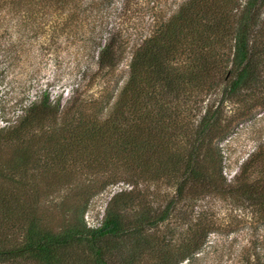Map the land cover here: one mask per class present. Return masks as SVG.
Masks as SVG:
<instances>
[{
  "label": "trees",
  "instance_id": "16d2710c",
  "mask_svg": "<svg viewBox=\"0 0 264 264\" xmlns=\"http://www.w3.org/2000/svg\"><path fill=\"white\" fill-rule=\"evenodd\" d=\"M93 2L10 1L15 12L30 15L38 13L34 12L38 9L45 10L54 18L51 27L61 29L73 23L90 25L89 16L97 18L99 14V9L94 12ZM102 23L89 31L93 39L95 30L103 33L99 31L91 58L96 71L105 75L125 58L123 52L130 42L117 40L114 32L104 34ZM129 50L127 74L116 92L108 95L105 88V96L100 93L82 104L85 111L74 124L70 123L73 117L69 123L66 119L76 106L75 99H68L62 108L41 94L24 106L13 121L0 127V148L16 143L21 148L17 164L0 166V264H112L105 250L109 238L139 234L146 224L157 225L165 218L163 210L143 221L140 217L132 226L117 212L134 201L132 193L141 184L145 151L155 155L173 149L169 154L174 153V160L158 164L162 172L177 175L175 197H182L186 185L190 186L189 199L194 202L209 194L244 193L264 214V143L247 156L230 179L222 174L217 144L230 133L233 119L264 103V90L258 94V102L249 101L258 93L257 85H264V0H185L167 18L153 21L145 36ZM161 88L170 89L175 97L173 110L166 108V120L158 117L154 104ZM219 94L220 98L210 100ZM147 96L154 102H147ZM225 100L239 105V116L227 113ZM147 105L150 109L145 112ZM57 118L63 120L62 125H54ZM146 121L153 123L154 129L148 124L150 137L144 140ZM38 138L45 139L36 152L39 159L34 162L37 166L40 158L45 161L40 176L55 178L61 172L51 168L53 164L89 148L91 156L98 154L102 162L125 166L122 180L130 188L120 189L110 197L98 226L90 227L83 221L89 198L84 194L86 190L80 193L81 201L75 204L67 224L55 230L45 223L42 192L22 182L14 185L15 168L21 169V176L31 169L30 149ZM108 144L112 149L110 158L105 157L110 152ZM147 162L153 166L146 156ZM118 179L117 173H111L101 187ZM112 206L119 209L112 211ZM213 229L212 221L197 220L196 233L186 243L175 245L179 251L173 261L163 250L161 258L151 264H179L191 259ZM244 264H264V258L254 254L244 259Z\"/></svg>",
  "mask_w": 264,
  "mask_h": 264
},
{
  "label": "rangeland",
  "instance_id": "374dc122",
  "mask_svg": "<svg viewBox=\"0 0 264 264\" xmlns=\"http://www.w3.org/2000/svg\"><path fill=\"white\" fill-rule=\"evenodd\" d=\"M10 1L0 0V127L13 121L24 106L37 100L41 94L48 95L50 101H57L62 108L68 99H75L76 106L66 119L69 123V118L73 117L70 123L74 124L78 120L76 118L85 111L82 104L96 98L100 93L105 96L107 91L108 95L111 91L116 92V86L120 85L127 74L129 48L139 43L153 21L167 18L185 0H94V12L99 9V14L97 18L89 16L90 25L73 23L71 26H63V29L60 26L51 27L54 18L45 10L38 9L34 11L38 13L30 15L15 12L11 9ZM100 22H103L104 34L114 32L117 40L130 42L129 48L123 52L125 58L112 73L105 75L96 71V65L91 58L96 39L100 38V30H95L94 39L91 38L89 30H92L93 25L98 28ZM263 87L262 84L257 85L258 93L249 97L250 102H258V94L261 95ZM179 90L184 92L182 87ZM147 97V102H154ZM156 98L158 101L154 104L158 117L166 120L168 112L173 110L174 92L161 88ZM218 98L220 94L212 95L210 100ZM224 105L227 113L239 116L241 109L237 103L225 100ZM149 109L147 105L145 112ZM184 109L183 116L186 120V104ZM62 124L63 120L57 118L54 125ZM145 124L146 127L142 130L144 140L150 137L151 129H154L153 123L146 121ZM44 140L38 138L32 143L29 165L31 169L24 176H21V169L15 168L12 175L17 182L14 185L22 182L42 192L40 201L45 223L55 230L67 224L75 204L81 201L80 193L86 190L84 194L89 198L83 221L87 226H98L110 197L120 189L130 188L122 180L125 166L113 161L102 162L97 157L98 154L91 156L89 148L84 152H74L67 159L61 160L60 164L50 166L61 172L55 178L46 177V174L40 176L45 161L42 157L38 161L41 162L39 165L36 166L34 162L39 159L36 152ZM263 143L264 103H261L245 116L233 119L230 133L217 143L224 177L230 179L247 156ZM106 148L110 152L105 157L110 158L112 149L109 144ZM171 152H174L173 149L167 153L150 155L152 152L147 154L145 151L141 184L132 193L134 201L128 203V207L122 212L118 207L112 206V211L119 209L117 212L122 214L125 223L132 226L138 224L140 217L143 221L149 216L161 214L163 210L165 218L157 225L146 224L139 234L109 238L105 242V250H108L111 263L151 264L161 258L163 250L173 261L179 251L175 245L186 243L196 233L194 224L197 220L212 221L214 229L193 257L182 260L179 264H244V259L252 258L254 254L264 258V214L260 207L244 193L238 192L236 195L209 194L194 202L189 199L191 192L187 185L182 197H175L177 175L170 171L162 172L158 164V161L171 163L174 160V153L169 154ZM20 154L19 143L1 147L0 166L17 164ZM146 156L152 160V167V163H146ZM34 167L36 169H32ZM114 172L120 179L102 188V182Z\"/></svg>",
  "mask_w": 264,
  "mask_h": 264
}]
</instances>
